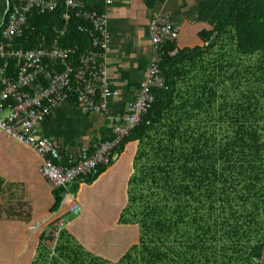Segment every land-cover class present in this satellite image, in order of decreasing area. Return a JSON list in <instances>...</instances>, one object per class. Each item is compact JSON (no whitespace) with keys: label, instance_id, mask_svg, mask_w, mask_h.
<instances>
[{"label":"trees","instance_id":"obj_1","mask_svg":"<svg viewBox=\"0 0 264 264\" xmlns=\"http://www.w3.org/2000/svg\"><path fill=\"white\" fill-rule=\"evenodd\" d=\"M77 1L104 12L97 0ZM58 2L54 13L29 15L33 30L15 46H49L65 27L60 46L89 51L85 23L74 15L65 23ZM196 19L162 45L166 89L152 91L116 161L58 189L36 169L22 183L0 172V264L264 259V0H201ZM71 219L52 253L50 230Z\"/></svg>","mask_w":264,"mask_h":264},{"label":"built area","instance_id":"obj_2","mask_svg":"<svg viewBox=\"0 0 264 264\" xmlns=\"http://www.w3.org/2000/svg\"><path fill=\"white\" fill-rule=\"evenodd\" d=\"M61 2L64 7L61 18L65 23L72 15L85 23L78 30L89 38V51L79 54L77 47H61L59 42L65 27L49 46L40 44L32 49L15 46V42L33 30L29 15L33 12L40 16L54 13L59 8L58 0L13 1L3 20V42L0 43V133L31 149L41 159L39 173L52 189L66 188L113 160L121 141L136 128L154 103L152 91L166 89L160 69L162 45L175 42L179 37V29L168 15H152L149 21L152 57L145 68V78L124 113L112 116L108 100L113 92L106 62L110 45L108 15L105 11L85 10L77 0ZM105 4L110 5L111 1L107 0ZM65 102H73L79 109L102 115L110 122L111 139L97 141L64 161L53 141L40 136L39 129ZM79 212V207L71 208L74 217ZM71 222L72 219L59 221L50 230L52 241L47 245L52 253L61 230ZM258 264H264V259Z\"/></svg>","mask_w":264,"mask_h":264},{"label":"crops","instance_id":"obj_3","mask_svg":"<svg viewBox=\"0 0 264 264\" xmlns=\"http://www.w3.org/2000/svg\"><path fill=\"white\" fill-rule=\"evenodd\" d=\"M97 1L108 15L110 45L106 62L113 92L108 106L112 116H120L134 101L152 57L149 33L152 15H168L178 27L179 34H185L189 30L187 25H193L197 20V7L201 0H165L153 9H148L144 0H110V5L105 4L107 0ZM8 3L9 0H0V24ZM1 10L5 12L1 13ZM39 134L51 139L61 156L73 158L97 141L110 140L112 128L102 115L79 109L73 102H65L40 126ZM0 138H5L0 153V172L3 176L18 174L14 177L22 183L28 179L30 170L35 172L36 169L39 173L42 162L31 149L4 134H0ZM16 144L19 148L15 147ZM13 168L19 169L15 171Z\"/></svg>","mask_w":264,"mask_h":264},{"label":"water","instance_id":"obj_4","mask_svg":"<svg viewBox=\"0 0 264 264\" xmlns=\"http://www.w3.org/2000/svg\"><path fill=\"white\" fill-rule=\"evenodd\" d=\"M8 6H9V3L7 4V8H8ZM6 14H7V10H6V12H5V17H6ZM215 37H216V35L214 34L213 36H212V41H214V39H215ZM118 159V155H115L114 156V158H113V161H116Z\"/></svg>","mask_w":264,"mask_h":264},{"label":"rangeland","instance_id":"obj_5","mask_svg":"<svg viewBox=\"0 0 264 264\" xmlns=\"http://www.w3.org/2000/svg\"><path fill=\"white\" fill-rule=\"evenodd\" d=\"M77 115H78V112H77ZM72 120H70L69 122H71ZM15 147L19 148V146L16 144Z\"/></svg>","mask_w":264,"mask_h":264}]
</instances>
